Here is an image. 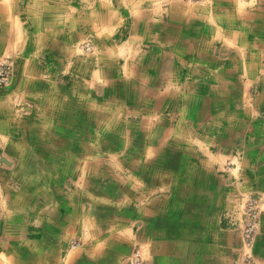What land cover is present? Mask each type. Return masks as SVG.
Listing matches in <instances>:
<instances>
[{
  "label": "crops",
  "instance_id": "crops-1",
  "mask_svg": "<svg viewBox=\"0 0 264 264\" xmlns=\"http://www.w3.org/2000/svg\"><path fill=\"white\" fill-rule=\"evenodd\" d=\"M5 59L0 264H264V0H0Z\"/></svg>",
  "mask_w": 264,
  "mask_h": 264
},
{
  "label": "built area",
  "instance_id": "built-area-1",
  "mask_svg": "<svg viewBox=\"0 0 264 264\" xmlns=\"http://www.w3.org/2000/svg\"><path fill=\"white\" fill-rule=\"evenodd\" d=\"M186 1H197V0H186ZM84 52L91 53L94 47L91 43H85L83 45ZM12 67L10 60L5 59L0 61V89L8 86V82L11 76ZM257 199L255 197H250L245 200L243 206V226H242V236L243 241L246 245H250L254 239L256 233L257 225V209H256ZM130 264H141V258L139 251H134L133 259L130 260ZM245 264H250L249 259H246Z\"/></svg>",
  "mask_w": 264,
  "mask_h": 264
},
{
  "label": "rangeland",
  "instance_id": "rangeland-1",
  "mask_svg": "<svg viewBox=\"0 0 264 264\" xmlns=\"http://www.w3.org/2000/svg\"><path fill=\"white\" fill-rule=\"evenodd\" d=\"M186 1V0H185ZM197 1H201V0H197ZM197 1H189V2H197Z\"/></svg>",
  "mask_w": 264,
  "mask_h": 264
}]
</instances>
